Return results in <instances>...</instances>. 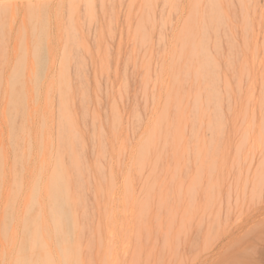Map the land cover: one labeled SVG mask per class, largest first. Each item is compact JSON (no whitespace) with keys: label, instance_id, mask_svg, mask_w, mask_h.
<instances>
[{"label":"rangeland","instance_id":"obj_1","mask_svg":"<svg viewBox=\"0 0 264 264\" xmlns=\"http://www.w3.org/2000/svg\"><path fill=\"white\" fill-rule=\"evenodd\" d=\"M0 264H264V0H0Z\"/></svg>","mask_w":264,"mask_h":264},{"label":"bare ground","instance_id":"obj_2","mask_svg":"<svg viewBox=\"0 0 264 264\" xmlns=\"http://www.w3.org/2000/svg\"><path fill=\"white\" fill-rule=\"evenodd\" d=\"M34 51H35V50H34ZM38 54H39V53H38ZM34 56H35V52H34ZM40 57H41V56H40ZM40 57H39V59H40ZM63 198H64V197H63ZM61 200H62V199L60 198V201H61ZM63 202L65 203L64 200H63ZM57 203H58V201H57ZM60 203H62V202H60ZM64 203H63V205H64ZM58 204H59V203H58ZM59 208H60V207H59ZM59 208H58V209H59ZM63 208H64V207H63ZM55 209H56V208H55ZM55 209H54V210H55ZM58 209H57V210H58ZM62 210H63V209L60 208V211H61V212H62ZM64 211H65V208H64ZM55 213H56V212H55ZM57 213H59V210H58ZM63 213H65V212H63ZM53 215H54V214H53ZM57 215H58V214H57ZM57 215H56V216H57ZM54 216H55V215H54ZM54 216H53V217H54ZM58 216H59V215H58ZM66 216H67V215H66ZM61 217H62V215H61ZM58 219H59V218H58ZM62 219H63V218H62ZM67 219H68V218H67ZM52 220H53V218H52ZM63 221L65 222V220H62V222H63ZM53 222H54V221H53ZM64 222H63V223H64ZM67 222H68V221H67ZM69 224H70V223H69ZM55 225H56V222H55ZM62 225H63V224H62ZM63 226H66V225L64 224ZM56 228H57V227H56ZM58 229H59V228H58ZM58 229H57V230H58ZM57 230H55V231H57ZM57 232H58V231H57ZM57 232H56V233H57ZM56 236L58 237V235H56ZM64 240H65V239H64ZM64 240H63V241H64ZM65 241H66V240H65ZM65 241H64V242H65ZM66 245H67V244H66ZM61 247H62V246H61ZM64 258H65V257H64ZM65 259H66V258H65Z\"/></svg>","mask_w":264,"mask_h":264}]
</instances>
